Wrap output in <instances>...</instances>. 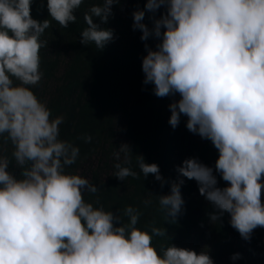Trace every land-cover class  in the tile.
Instances as JSON below:
<instances>
[{
	"label": "clouds",
	"instance_id": "9594fccd",
	"mask_svg": "<svg viewBox=\"0 0 264 264\" xmlns=\"http://www.w3.org/2000/svg\"><path fill=\"white\" fill-rule=\"evenodd\" d=\"M82 3L47 0L46 7L49 17L67 28ZM114 3L119 0H99L87 8L81 44L103 49L113 40V30L101 24ZM31 4L0 0V137L11 143L20 169L19 175L10 171L9 158L0 156V264H214L207 249L170 243L158 253L152 240L167 236L165 228L138 227L141 212L132 205L114 214L98 199L85 201L84 193L98 188L69 170L80 149L60 138L63 117H52L32 91L43 75L39 50L50 20L34 19ZM161 6L166 12L150 29L145 10ZM132 16L142 41L159 40L155 48L145 44L143 83H151L157 97L179 95L169 104L168 123L175 128L186 116L187 129L217 149L215 171L228 183L218 187L213 168L194 157L184 159L178 173L194 179L199 193L219 210L210 214L211 221L226 211L231 227L249 239L264 227V0H147ZM83 139L89 143L92 137ZM120 150L125 158L114 165V176L136 178L129 146ZM136 165L143 178L153 174L163 183L156 163L137 154ZM182 183L172 182L168 194L154 195L164 220L174 221L181 211ZM151 203L144 201L146 207Z\"/></svg>",
	"mask_w": 264,
	"mask_h": 264
},
{
	"label": "trees",
	"instance_id": "16d2710c",
	"mask_svg": "<svg viewBox=\"0 0 264 264\" xmlns=\"http://www.w3.org/2000/svg\"><path fill=\"white\" fill-rule=\"evenodd\" d=\"M98 2L84 0L74 11L77 20L70 22L67 28L49 17L47 0H32L30 8V15L37 21L50 20V27L41 36L46 44L39 50L43 75L38 84L32 86V91L50 109L52 117H63L60 138L80 149L76 163L69 166V170L98 188L97 193H84L83 198L86 202L98 199L114 214H118L117 210L122 214L125 206L132 205L141 212L138 227L153 224L164 227L169 239L165 236L152 240L158 253L161 247L171 243L197 252L207 249L214 264H264V227L254 229L245 240L231 227L226 211L217 221H211L210 214L219 210L199 193L194 179L183 177L177 171L184 159L194 157L213 168L218 187L223 188L228 183L215 171L218 151L211 141L190 132L186 116L181 115L175 128L168 123L169 104L179 99V95L157 97L153 85L143 83L141 63L146 55L145 44L155 48L159 40L149 36L142 41L140 30L132 27V13L144 9L147 0H119L111 6L112 15L101 27L112 29L114 38L103 49L80 43V32L86 27L84 12ZM165 12L163 6L155 12L145 10L144 23L151 29ZM93 19L99 23L98 17ZM85 135L92 137L91 142L84 141ZM122 144L129 146L130 166L137 172L136 178L129 176L123 181L114 176V165L123 164L125 158L120 150ZM12 150L11 143L0 137V156H7L9 170L19 175ZM137 154L142 155L145 162L159 166L163 183L153 174L143 178L136 165ZM181 180L180 193L184 201L181 211L174 221L172 218L164 220L154 195L168 194L171 183ZM147 199L152 203L146 207ZM261 200L264 202V188ZM234 253L240 254L235 261L231 259Z\"/></svg>",
	"mask_w": 264,
	"mask_h": 264
}]
</instances>
